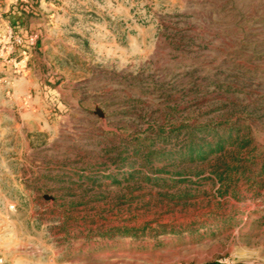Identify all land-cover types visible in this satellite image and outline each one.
Masks as SVG:
<instances>
[{"label": "rangeland", "instance_id": "obj_1", "mask_svg": "<svg viewBox=\"0 0 264 264\" xmlns=\"http://www.w3.org/2000/svg\"><path fill=\"white\" fill-rule=\"evenodd\" d=\"M264 264V0H0V264Z\"/></svg>", "mask_w": 264, "mask_h": 264}, {"label": "trees", "instance_id": "obj_2", "mask_svg": "<svg viewBox=\"0 0 264 264\" xmlns=\"http://www.w3.org/2000/svg\"><path fill=\"white\" fill-rule=\"evenodd\" d=\"M208 264H216V263H212V262H211V263H208Z\"/></svg>", "mask_w": 264, "mask_h": 264}]
</instances>
